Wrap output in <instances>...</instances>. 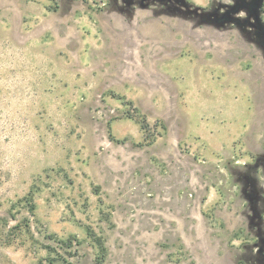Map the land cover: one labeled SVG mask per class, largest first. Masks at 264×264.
Instances as JSON below:
<instances>
[{
    "label": "rangeland",
    "instance_id": "rangeland-1",
    "mask_svg": "<svg viewBox=\"0 0 264 264\" xmlns=\"http://www.w3.org/2000/svg\"><path fill=\"white\" fill-rule=\"evenodd\" d=\"M263 154L264 0H0V264H264Z\"/></svg>",
    "mask_w": 264,
    "mask_h": 264
},
{
    "label": "flooded vegetation",
    "instance_id": "flooded-vegetation-1",
    "mask_svg": "<svg viewBox=\"0 0 264 264\" xmlns=\"http://www.w3.org/2000/svg\"><path fill=\"white\" fill-rule=\"evenodd\" d=\"M57 1V0H56ZM173 1H176V0H173ZM58 3V2H57ZM58 7H56V9H57ZM110 141H112L111 139H110ZM112 142H114V141H112ZM256 166L253 168V167H251V169H257L260 165L262 166L263 164H264V154L263 155H261V157H258L257 159H256ZM257 167V168H256ZM238 175H240V176H242L243 174L241 173H238ZM263 191H264V188H263ZM260 198V197H259ZM257 200H258V202H260V200L257 198ZM261 201L263 202L264 201V199H262L261 198ZM263 212V207H260V206H257V214H261ZM258 254H257V256L259 257L260 256V251L259 252H257ZM259 261V260H258ZM98 263H100V264H102V263H104V259H100V260H98Z\"/></svg>",
    "mask_w": 264,
    "mask_h": 264
},
{
    "label": "crops",
    "instance_id": "crops-1",
    "mask_svg": "<svg viewBox=\"0 0 264 264\" xmlns=\"http://www.w3.org/2000/svg\"><path fill=\"white\" fill-rule=\"evenodd\" d=\"M199 2H203V0H198V3ZM228 89H232V90H238V89H242L243 90V92H242V94H243V96L244 97H247V96H249V98H251L252 97V94H250V92H249V90H248V87H246V86H241V87H228ZM235 99H238V98H235ZM227 136H228V139H229V137L231 136V135H228V134H226ZM233 140V139H232ZM231 140V141H232Z\"/></svg>",
    "mask_w": 264,
    "mask_h": 264
},
{
    "label": "trees",
    "instance_id": "trees-1",
    "mask_svg": "<svg viewBox=\"0 0 264 264\" xmlns=\"http://www.w3.org/2000/svg\"><path fill=\"white\" fill-rule=\"evenodd\" d=\"M130 118H132V117H130ZM144 129H147V127L145 126ZM110 139H111L112 141H116V140L113 138V136H111V135H110ZM121 143H122V142H121ZM148 145H150V144H148ZM30 211H31L32 214H33V209L30 210Z\"/></svg>",
    "mask_w": 264,
    "mask_h": 264
}]
</instances>
